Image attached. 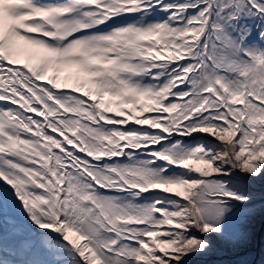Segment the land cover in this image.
Instances as JSON below:
<instances>
[{
	"label": "snow or ice",
	"instance_id": "1",
	"mask_svg": "<svg viewBox=\"0 0 264 264\" xmlns=\"http://www.w3.org/2000/svg\"><path fill=\"white\" fill-rule=\"evenodd\" d=\"M0 264H264V0H0Z\"/></svg>",
	"mask_w": 264,
	"mask_h": 264
},
{
	"label": "rangeland",
	"instance_id": "2",
	"mask_svg": "<svg viewBox=\"0 0 264 264\" xmlns=\"http://www.w3.org/2000/svg\"><path fill=\"white\" fill-rule=\"evenodd\" d=\"M259 234H260V231H259V225H257V236H256V242L259 240V239H258Z\"/></svg>",
	"mask_w": 264,
	"mask_h": 264
}]
</instances>
